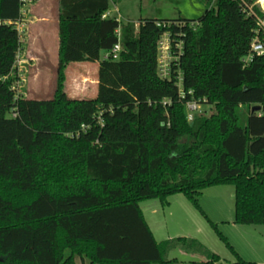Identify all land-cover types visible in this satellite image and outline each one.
<instances>
[{"label":"trees","instance_id":"16d2710c","mask_svg":"<svg viewBox=\"0 0 264 264\" xmlns=\"http://www.w3.org/2000/svg\"><path fill=\"white\" fill-rule=\"evenodd\" d=\"M120 1H59L54 97L28 100L16 93L23 2L0 0V264H175L188 240L159 243L140 203L184 194L200 209L217 184L235 186L236 224L264 225V57L243 63L253 2L208 0L197 20L103 19ZM165 33L178 58L169 79L157 63ZM118 42L120 58L103 59ZM83 62L99 63L95 99L65 91L69 64ZM191 100L216 112L188 121Z\"/></svg>","mask_w":264,"mask_h":264},{"label":"rangeland","instance_id":"374dc122","mask_svg":"<svg viewBox=\"0 0 264 264\" xmlns=\"http://www.w3.org/2000/svg\"><path fill=\"white\" fill-rule=\"evenodd\" d=\"M208 0H121L111 3V18L120 23H139L145 19L197 20L205 12ZM29 8L30 11H27ZM35 18L19 25L22 49L17 61L19 82L18 97L28 100H51L57 83L58 42L52 39L58 15L57 2L35 0L26 6V14ZM24 14V15H26ZM27 16V15H26ZM50 18V26L43 18ZM33 22V23H32ZM53 27H52V26ZM46 30L45 36L42 32ZM48 31L50 34H48ZM105 53H102V58ZM65 91L69 98L95 99L98 92V67L95 63H71L66 70ZM202 102L200 101V104ZM201 114L210 116L215 106H200ZM245 110L241 114L245 115ZM235 186L217 184L205 188L199 197L197 208L184 194L161 199L144 200L140 203L155 239L161 243L186 238L188 242L169 255L175 264H206L208 257L198 251L189 240H196L208 251L220 257L218 264H235V252L251 264H264V225H238L235 223ZM204 213V214H203ZM219 232L226 238L229 248ZM188 249V250H186ZM77 264H90L89 260L76 258Z\"/></svg>","mask_w":264,"mask_h":264},{"label":"built area","instance_id":"2783aa9c","mask_svg":"<svg viewBox=\"0 0 264 264\" xmlns=\"http://www.w3.org/2000/svg\"><path fill=\"white\" fill-rule=\"evenodd\" d=\"M253 3L248 5L244 1L245 12L248 16L255 17L258 23V29L256 30L254 39L251 43L250 54L243 59L245 66H249L255 57H264V0H251ZM23 2V15L26 14V6L32 4L34 0H22ZM255 7L259 9L260 14L255 11ZM110 17V13L107 12L103 15V19ZM21 21L17 23V28ZM18 31L21 35V30ZM118 37L120 38V33L118 32ZM178 50L181 49L179 44L176 45ZM122 52V47L120 42H118L111 51H108L103 56V59L118 60L120 58V53ZM176 55L173 53V46L168 33L163 34L158 43V72L162 79H169L171 77V64L173 61H177ZM182 98H184V92H181ZM200 102L191 100L186 103V113L188 121H192L195 114H201ZM17 117V114H14Z\"/></svg>","mask_w":264,"mask_h":264},{"label":"crops","instance_id":"0c3cea01","mask_svg":"<svg viewBox=\"0 0 264 264\" xmlns=\"http://www.w3.org/2000/svg\"><path fill=\"white\" fill-rule=\"evenodd\" d=\"M35 1V0H34ZM40 1H44V2H50L51 0H40ZM59 1L60 0H56V2H57V12H58V6H59ZM111 6V5H110ZM27 11H30L29 10V8H27ZM111 11V9L108 11L109 13H110V17H111V15H112V13L110 12ZM27 15V16H26ZM26 15H24L23 16V19H22V21H21V23H20V25H25V24H27V23H29V22H31V20L33 19V18H35L33 15H31V14H29L28 15V12H27V14ZM42 22H44V24H46V26L47 27H49L50 26V18H48V17H45V18H43V21ZM33 23V22H32ZM52 26V25H51ZM54 27H55V29H54V33L52 34H50V32L48 31V34H50L51 36H52V39L55 41V42H58V15H57V18H56V22H55V24L53 25ZM52 26V27H53ZM45 32H46V30H44L43 32H42V35H44L45 36ZM21 42L23 43V40L21 39ZM19 58V57H18ZM96 64V66L99 68V63L97 62V63H95ZM147 221V220H146ZM154 234V233H153ZM155 237V236H154Z\"/></svg>","mask_w":264,"mask_h":264},{"label":"water","instance_id":"95a60500","mask_svg":"<svg viewBox=\"0 0 264 264\" xmlns=\"http://www.w3.org/2000/svg\"><path fill=\"white\" fill-rule=\"evenodd\" d=\"M258 109H259V107L254 108L253 112L256 111V110H258Z\"/></svg>","mask_w":264,"mask_h":264}]
</instances>
